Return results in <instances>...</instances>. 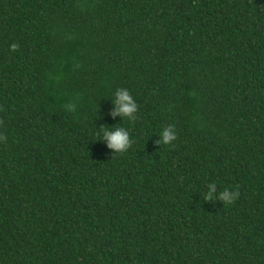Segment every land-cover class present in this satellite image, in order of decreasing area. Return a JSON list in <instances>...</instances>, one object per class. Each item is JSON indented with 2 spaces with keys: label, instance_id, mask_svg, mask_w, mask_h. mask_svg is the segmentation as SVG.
<instances>
[{
  "label": "trees",
  "instance_id": "1",
  "mask_svg": "<svg viewBox=\"0 0 264 264\" xmlns=\"http://www.w3.org/2000/svg\"><path fill=\"white\" fill-rule=\"evenodd\" d=\"M0 137V264H264V0H0Z\"/></svg>",
  "mask_w": 264,
  "mask_h": 264
},
{
  "label": "clouds",
  "instance_id": "2",
  "mask_svg": "<svg viewBox=\"0 0 264 264\" xmlns=\"http://www.w3.org/2000/svg\"><path fill=\"white\" fill-rule=\"evenodd\" d=\"M18 47L17 44L13 43L10 45L12 50ZM111 110L108 112L110 117H119V122L123 119H128L129 121L135 119V114L138 111V105L136 100L130 94L126 88H117L110 99ZM67 112H73L75 106L71 103L64 106ZM113 126L101 125L97 131V140L105 144V146L111 150L112 154L124 153L126 152L132 144L129 131L123 126ZM159 139L155 141L158 145L174 146V142L177 139L176 130L174 125L169 124L160 130ZM3 139V137H0ZM238 191L232 190L230 188H224L223 190H217V184L215 182L208 183L206 185V192L204 194V199L206 201H220L224 205H229L233 203L238 198Z\"/></svg>",
  "mask_w": 264,
  "mask_h": 264
}]
</instances>
